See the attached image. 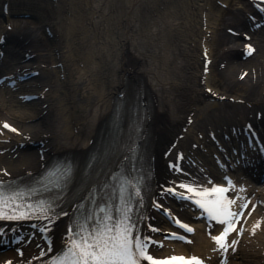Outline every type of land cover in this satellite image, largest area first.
Returning a JSON list of instances; mask_svg holds the SVG:
<instances>
[{
  "label": "bare ground",
  "instance_id": "obj_1",
  "mask_svg": "<svg viewBox=\"0 0 264 264\" xmlns=\"http://www.w3.org/2000/svg\"><path fill=\"white\" fill-rule=\"evenodd\" d=\"M234 2L228 0L230 4ZM72 5L80 9L81 24H65L66 31L61 28L60 38L68 44L61 49L55 47L51 54L40 53L36 48L34 31L19 29L18 24L12 27L14 31L0 29V39H6V56L0 68L9 75L39 71L37 78L19 90L38 86L40 93L46 94L39 102L26 103L33 107L28 106L29 110L19 114L8 109L7 96L1 94L0 123L12 122L20 135L5 137L8 143L0 141V176L10 179L38 173L51 156L62 152L84 154L114 114L118 94L129 84L140 83L150 93L155 106L152 119H145L141 124L143 133L147 132L153 140L155 185L161 187L175 179L168 163L177 160L179 153L186 160L191 158L197 162L196 167L183 163L192 177H218L217 168L203 146H209L208 153L212 147L214 154L219 155V148L230 150L231 140L225 137L232 138L233 129L252 121L264 123V26L251 30L261 22L249 21L251 15L258 17L252 2L240 0V6L226 19L223 11L219 16L210 13L212 0L176 3L172 0H73ZM170 6L173 11L189 9V18L170 16ZM226 20L228 27L224 32L221 24ZM230 29L241 35L234 38L228 34ZM246 36L251 40L247 41ZM249 43L256 45L257 52L244 58L245 45ZM204 53L212 59L208 74L204 73ZM46 63L56 64L55 69L45 73ZM215 67L227 85L223 90L210 85ZM207 88L212 89L211 95ZM54 91L57 96L49 94ZM15 99L12 102L22 103ZM212 136L217 137L218 144L213 143ZM169 150L171 153L166 156ZM247 170L250 176L254 175ZM159 187L156 197L164 202ZM257 196L263 202L257 216L263 222L257 234L264 235V197ZM167 206L187 220L193 218L190 209L183 205L169 202ZM135 209L142 210L143 204ZM67 222L64 216L46 222L53 230L55 242L67 238ZM144 222L148 227L168 226L154 209L146 211ZM25 229L24 224L0 223V241L2 237L4 242L9 240L8 251H0V264L44 262L46 255H42L41 249L46 246L40 235L36 234L29 243L27 240L34 231L29 232L24 243L11 240L12 234L19 237ZM141 231L150 234L146 227H141ZM212 244L199 227L192 245L180 248L166 243L158 252L180 250L207 257L214 249ZM19 250L23 254L19 255ZM240 255L242 264H264L263 255H242L241 252ZM211 256L210 262L218 264V255Z\"/></svg>",
  "mask_w": 264,
  "mask_h": 264
},
{
  "label": "snow or ice",
  "instance_id": "obj_2",
  "mask_svg": "<svg viewBox=\"0 0 264 264\" xmlns=\"http://www.w3.org/2000/svg\"><path fill=\"white\" fill-rule=\"evenodd\" d=\"M4 127L7 128L9 125L5 124ZM12 130L15 131V129ZM181 187L186 186L181 185ZM187 190L189 192L196 191L197 195H211L210 199L203 202L197 200L196 203L211 219L226 225L220 236L213 237L218 247L225 250L229 247L226 238L230 231L235 230L233 218L238 215V213L232 212L229 207L232 201L223 195L227 189L214 187L211 190H195L188 187ZM189 198L191 199V197ZM0 204H7L3 193H0ZM130 210L131 206H126L122 218L114 219L111 215H102L91 226L87 219L74 223L73 234L69 237L66 250L52 260L51 264H143V261H148L149 264H166V262L154 260L153 256L148 254L147 250L152 241L147 238L141 240L138 236H134L135 225L131 223ZM2 211L0 209V218H3ZM100 212L104 213L105 209L101 208ZM181 227L185 231H193L187 225H181ZM152 230L156 231V229ZM178 238L184 239L183 237ZM170 259H179L183 261V264H202V261L195 256L190 259L184 257H171Z\"/></svg>",
  "mask_w": 264,
  "mask_h": 264
},
{
  "label": "rangeland",
  "instance_id": "obj_3",
  "mask_svg": "<svg viewBox=\"0 0 264 264\" xmlns=\"http://www.w3.org/2000/svg\"><path fill=\"white\" fill-rule=\"evenodd\" d=\"M10 1L13 2V4L15 5L13 6L15 7V13L17 12V10L22 11V10H26L27 8L32 9L31 13L39 16L41 21L47 24H50L51 29L56 28L58 30L56 34L57 36L53 37L52 39L46 36V33L44 31H41V32L38 31L37 33L38 37H36L38 39L37 40L38 45L43 46V48H41L40 50L45 49L47 52H50L52 50L53 45H57V46L62 45L63 41L59 36L61 35L60 30L62 28L64 32L66 31V27H67L65 24H63V21L66 20L69 23H73L75 25L81 24L80 22L82 20L81 19L82 15H81L80 9L77 6L72 5L73 0H32L30 3H27V4L25 3L26 0H10ZM178 1L179 0H174V1L172 0V2L174 3ZM236 1L239 2V0H236ZM23 2L25 3V6L23 5ZM239 5H240L239 3L229 4L228 0H212V5H211L212 10H210V12L212 13V15L219 16L220 11H223L225 12V19H226L229 17V15H231L232 10L239 7ZM188 10L189 9H187V12L173 11L170 6V10L168 12L170 13V16H173V17L178 16L182 20V19L189 18L190 12ZM33 22L34 20H29L27 23L29 26L26 25V27H31L34 29L39 27L40 25L39 21L38 23L37 21L36 23H33ZM227 23L228 21L226 20L221 24V27L222 29H224V31L228 27ZM4 26H6V24H3L2 22H0V27H4ZM217 28L218 29L220 28L219 25ZM47 71L48 73H50L51 68H47ZM210 82H211L212 87L215 86L221 90L226 86L224 85L222 81V76L219 73L218 67L214 68ZM53 94L57 95V93H53ZM7 106L13 113H16V114H19L20 112H23L27 109L26 107L16 104V103H8ZM258 248L259 250H257ZM244 249L249 254H253L256 256H260V255L264 256V235H259L252 242L246 243Z\"/></svg>",
  "mask_w": 264,
  "mask_h": 264
}]
</instances>
